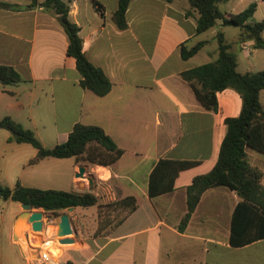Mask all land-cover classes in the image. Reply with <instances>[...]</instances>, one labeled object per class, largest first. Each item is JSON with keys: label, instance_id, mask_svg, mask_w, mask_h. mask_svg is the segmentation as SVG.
Instances as JSON below:
<instances>
[{"label": "crops", "instance_id": "1", "mask_svg": "<svg viewBox=\"0 0 264 264\" xmlns=\"http://www.w3.org/2000/svg\"><path fill=\"white\" fill-rule=\"evenodd\" d=\"M0 1L22 7L0 8V66L11 67L20 79L6 85L14 90L0 87V96H6L0 97V119L8 116L23 127L28 123L46 148L64 143L76 123L98 126L123 150L109 167L87 166L73 157L45 158L32 166L26 163L16 176L14 186L91 192L98 199L94 206L60 211L69 215L75 233L72 243L60 245L52 264H230L223 253L246 255L264 248V238L242 247L228 244L240 198L226 187L206 190L185 230L177 228L186 212V188L213 168L226 133L224 121L238 116L242 105L238 93L225 89L216 93L217 110H208L180 74L217 58V31L235 54L239 73L263 70L264 48H254L253 40L241 41V29L228 32L220 23L209 29L210 38H201L209 30L196 34L197 13L187 0H130L124 30L113 21L117 0H61L68 5L69 21L79 28L84 55L111 82L108 94L98 97L80 87L75 60L67 55V35L54 11L41 6L44 0ZM251 3L256 4L253 16L261 8L264 19V0H228L219 9L236 14ZM198 42H204L202 48L182 59L180 46ZM259 101L264 109V90ZM9 137L0 131V181L5 183L13 179L7 171L2 175L6 156L11 162L19 152L29 160L36 155L29 144L9 142ZM246 154L250 165L263 172L264 188V155L252 149ZM160 160L196 165L178 173L172 191L150 197V174ZM82 165L95 175L102 167L108 182L93 179L88 184L76 178ZM129 197L136 206L132 211L128 203L121 204ZM109 204L117 207L112 218L124 214L110 228L98 229V207ZM18 205L10 246L0 247V264H30L24 239L33 231L18 222L23 213Z\"/></svg>", "mask_w": 264, "mask_h": 264}, {"label": "trees", "instance_id": "2", "mask_svg": "<svg viewBox=\"0 0 264 264\" xmlns=\"http://www.w3.org/2000/svg\"><path fill=\"white\" fill-rule=\"evenodd\" d=\"M228 0H187L190 10L197 13L196 34H201L220 23L222 27L241 29V41L253 40L254 48H264V19L250 23L256 10L251 3L240 13H226L219 5ZM130 0H117L113 21L119 30L127 28L126 11ZM41 6L52 9L67 38V55L75 60L82 89L103 97L111 89V82L104 72L95 67L84 55L79 28L68 19V5L61 0H44ZM0 8L20 10L21 6L0 1ZM189 14V12H187ZM218 56L209 63L183 71L180 76L190 84L198 101L208 110H217L216 93L232 89L241 98V110L238 116L226 118V133L219 148L217 161L206 174L197 175L186 188V212L178 224L183 232L202 194L215 187H226L235 191L240 201L233 210L228 244L242 247L264 238V188L261 184L263 172L250 165L247 149L264 155V109L259 101V93L264 90V69L258 72L239 73L236 69V56L230 51L224 34L217 31ZM204 45L198 42L190 48L180 46L182 59L193 57ZM20 82L15 71L8 66H0V87ZM0 129L10 133L9 142L29 144L36 155L27 162V166L39 163L45 158H71L76 162H87L109 167L123 154L114 141L94 125L76 123L64 143L51 148L44 147L34 132L20 123L5 116L0 119ZM195 162L160 160L152 170L149 179V196L154 197L173 190V183L182 170L195 166ZM0 197L3 200L27 204L31 210L58 214L60 211L75 207H90L97 204V197L91 192H74L56 189H38L25 187L17 183L9 188L0 184ZM130 210L135 209L134 199L121 200Z\"/></svg>", "mask_w": 264, "mask_h": 264}, {"label": "rangeland", "instance_id": "3", "mask_svg": "<svg viewBox=\"0 0 264 264\" xmlns=\"http://www.w3.org/2000/svg\"><path fill=\"white\" fill-rule=\"evenodd\" d=\"M262 14H263V12L260 8L256 12V14L253 16V19L252 18L250 19V23L261 21L263 18ZM213 29H217V26H214ZM213 29L209 30L206 34L201 36V38H205V37L210 38ZM235 29H237V28L227 27L228 32L235 31ZM5 88L8 90H14L15 89V87H12V86H6ZM0 97H2V99H5L6 96L2 95ZM1 103H4V102L2 101ZM24 128L29 129L32 127L30 125H28V123H26ZM0 131H4L5 133H9V132H7V130L0 129ZM4 146H5V149L8 150V147L5 144H4ZM7 153H9V151ZM8 160H9V156H6L5 159L2 160V166H1L2 175H5L4 172L7 171V173L13 177V179L9 180L8 182L6 181V183L4 181H0V184L3 186H7L9 188H12L14 186V184L16 183V176H19L21 174V170H22L23 165H25L29 159H28V155H26V153L19 152L18 154L13 156V160L11 162H8ZM5 162H7V164ZM84 164H86L88 166V164H90V163L85 162ZM97 166H100V165H97ZM102 167H106V166H102ZM102 167L98 168L96 175L89 172L88 176L92 177V179L98 181V183H107L108 180H105V178L108 177V173ZM85 181L88 182L87 180H85ZM100 185H103V184H100ZM18 204H17V202H9V201L3 200L0 197V247L3 246L4 249H6L10 246L11 228H12V224H13V220L15 218V215H16L17 211L19 210ZM20 207H21V204H20ZM116 208L117 207L114 206V204H109L106 206L98 207V212H99L98 229L99 228L101 230L108 229L111 226H113L114 224H116V222L118 221L120 216H122L124 214L123 212H119L116 214V216L114 218H112L114 213H116V211H115ZM38 211H41V210H38ZM61 213L62 212H59V214H61ZM58 215H56V214L51 215V214L47 213L46 217L47 218L52 217V216L57 217ZM46 217H45V219H46ZM18 222L21 223V220L19 219ZM20 228L24 229V227H22V226H20ZM45 231H46L47 236H54L53 227H51V224H48V223L46 224ZM13 236H14V233H13ZM22 237H23V235H22ZM72 237H73L72 235L66 236V238H72ZM54 247H56V244L53 245L52 247H50L51 253L53 256H57L60 254V252L52 249ZM13 248L15 250L17 249V247H13ZM255 255H257L256 261L254 258ZM222 259L225 261H230V264H261L264 260V248H261V247L260 248H253L250 250V252H248V253L246 252V255H238V254L233 253V252H225L222 254Z\"/></svg>", "mask_w": 264, "mask_h": 264}, {"label": "water", "instance_id": "4", "mask_svg": "<svg viewBox=\"0 0 264 264\" xmlns=\"http://www.w3.org/2000/svg\"><path fill=\"white\" fill-rule=\"evenodd\" d=\"M88 171L85 166H79L78 172L75 173V177L87 180L88 184H91L93 179L92 177L88 176ZM21 208L23 209V213L20 215L18 220L20 219L23 223H28L30 228L34 232H41L43 228H46V224H51L53 227V233L55 237H66L69 235H73L75 233L74 228L71 224L70 217L67 213H61L57 217L52 216L47 218L45 212L34 210L32 211L30 206L27 204H21ZM72 208H69L68 211H71ZM46 217V223L44 225L43 219ZM73 240L69 238H64L60 240L62 244H69L72 243Z\"/></svg>", "mask_w": 264, "mask_h": 264}, {"label": "built area", "instance_id": "5", "mask_svg": "<svg viewBox=\"0 0 264 264\" xmlns=\"http://www.w3.org/2000/svg\"><path fill=\"white\" fill-rule=\"evenodd\" d=\"M44 225L46 223V219H43ZM45 231V227L41 232H30L27 234L26 239H24V245L28 249V253L30 255V264H52L54 262L55 257L51 253L50 247L56 244V247L52 248L56 251L60 252V240L66 237H55V236H47L42 237ZM61 253V252H60Z\"/></svg>", "mask_w": 264, "mask_h": 264}, {"label": "bare ground", "instance_id": "6", "mask_svg": "<svg viewBox=\"0 0 264 264\" xmlns=\"http://www.w3.org/2000/svg\"><path fill=\"white\" fill-rule=\"evenodd\" d=\"M21 233H22V232H21ZM22 235H23V234L20 235V238H22ZM62 239H64V238H62ZM62 239H61V240H62Z\"/></svg>", "mask_w": 264, "mask_h": 264}]
</instances>
